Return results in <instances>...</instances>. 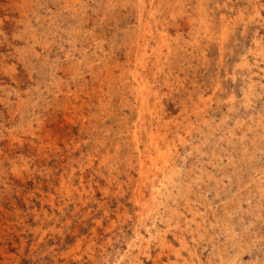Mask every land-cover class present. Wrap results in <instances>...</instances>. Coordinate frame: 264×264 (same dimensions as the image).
Masks as SVG:
<instances>
[{"label": "rangeland", "instance_id": "1", "mask_svg": "<svg viewBox=\"0 0 264 264\" xmlns=\"http://www.w3.org/2000/svg\"><path fill=\"white\" fill-rule=\"evenodd\" d=\"M78 1L80 14L75 15L64 0H0V264H140L138 258L143 264H264V123L259 121L264 120V0H258L259 12L250 0H189L190 11L198 4L206 7L212 32L205 35L180 16L178 29L168 27L176 40L163 66L166 78L154 82L152 103L166 118L154 127L167 132L168 146L161 151L152 147L143 157H149L148 165L160 152L180 160L164 217L156 219V226L167 230L164 249L155 239L146 248L135 231L143 212L136 191L146 179L137 168L142 157L133 165L127 159L131 136L120 139L117 132L123 117L137 119L133 94L114 88L122 72L131 69L130 80L138 66L135 54L129 67L121 51L128 28L138 22L125 11L132 0H113L110 20L95 19L107 0ZM161 11L163 18L171 17L164 5L157 15ZM159 45H147L151 58ZM85 58L94 61L95 77ZM118 58L124 70L116 65ZM78 62L90 80L85 88L68 78V68L76 69ZM61 78L71 82L76 94L56 101L53 88ZM100 137L106 138L108 151L97 143ZM151 137L143 138L149 143ZM185 200L196 215L205 216L202 227ZM180 210L184 215L177 214ZM145 218L152 222L151 216ZM178 224L187 247L179 241ZM132 243L138 247L130 259Z\"/></svg>", "mask_w": 264, "mask_h": 264}, {"label": "bare ground", "instance_id": "2", "mask_svg": "<svg viewBox=\"0 0 264 264\" xmlns=\"http://www.w3.org/2000/svg\"><path fill=\"white\" fill-rule=\"evenodd\" d=\"M66 2V7L68 9V11H70L71 14H75V15H79L80 14V10L77 7V4L80 3L78 0H64ZM106 1V0H105ZM201 1V3L203 4L202 0H198V3ZM217 1V0H216ZM232 1V0H231ZM245 1V0H244ZM253 5L254 8L258 11L260 4L258 0H250ZM261 1V0H260ZM131 3H129L130 6L127 5V3L124 6H128L126 8V12L131 13V15H135V17L138 19V22L133 24L132 27H130V29L128 28L127 30V37L128 40L124 43V55L126 57L127 63L129 65V67L131 66L130 61L133 58V55L135 54V56H137V68L136 70L133 72L132 78L130 80H127L126 78H128L129 76L127 75L128 72H130L131 69H128L125 72H122L124 70V67L126 68V65L124 66V63H122L120 60V58H118V62H116V65H119V67L123 68L122 75H120V79H119V84L114 86L115 90L118 91L119 93H121L122 95L124 94H128V92L132 93L133 96L136 99L137 104L135 103L133 109L136 110L137 112V119L136 121H132V119L127 115L125 117H123V121L120 122L119 118L114 117L113 119H117L120 123L118 124V131L120 132V139H125L128 140V137L131 136V141L129 143V153L127 155V159L129 160V163H131L133 165V162L136 161V159L138 157H142V160L140 161L141 163L138 165V170H140V176L143 179H146V184H143L145 180H142V185L141 187L139 186V188L137 189V193H138V203H141L143 205H141L143 207V212H142V216H141V220L139 225L136 227L135 231L137 233V235L139 236V238L141 240H144L143 244L146 243L145 247L149 248V245L151 243L152 240H157L160 242L161 244V248L164 249L165 245L168 244V238H167V234L166 231L158 228L156 226V219L158 216H160L162 214L163 216V212L165 211L166 208V204H167V198L171 195V193H173V190L171 187L176 185V174H177V167L180 164L179 163V159L176 156L172 157L164 152H160V154L158 156H156L155 158H153V162H151V165H148L147 163V159H149V157L147 159L143 158L146 157L144 154L149 151L150 148L154 147L158 150H162L164 146H168V138L166 136L167 132H159L158 127H154L155 125H159L160 122H166V118L165 116L159 115L157 114L156 110V106H152L153 101L155 99V94H156V87L154 85V82L156 80H158L159 78H163V76L166 78L167 73L166 71H164V64H166L169 60V56L170 54L173 52L172 49V41L173 39L176 40V38H172L170 35V30L168 29L170 24H174L176 25V29H178L179 27V19H177V17L182 18L185 17V24L189 25V26H194V25H199L200 29H203L202 31L205 32V35H209L212 32V28H215L214 24L212 23V20L210 19V17H207V10L206 7H202L201 4H198L199 7H196V9L194 10H189V5H187L188 2H190L189 0H161L160 4L162 3V5H164V11L168 12L171 17L168 18L165 17L163 18L166 14H163L161 11V14L157 15V12H160V9L162 7V5H160L161 7H156L155 3L157 2V0H132L130 1ZM206 2V1H205ZM219 2V1H218ZM118 3V2H117ZM120 3V2H119ZM251 3V4H252ZM64 4V3H63ZM159 4V3H157ZM249 4V3H248ZM104 5V4H103ZM102 5V6H103ZM120 5V4H119ZM246 5V4H245ZM250 5V4H249ZM114 6V1L113 0H107L104 8L101 10H98L95 15V19L96 18H100L103 19L104 18H108V20H110L109 17H113L114 19V15L115 13L113 12L112 14H109L110 12H112V9L115 8ZM205 6V5H204ZM32 7V6H31ZM156 7V8H155ZM209 7V6H208ZM250 7V6H249ZM121 8V7H120ZM216 8V7H215ZM53 9V8H52ZM210 9V8H209ZM242 10V9H241ZM123 11V10H122ZM163 11V12H164ZM247 11V10H246ZM215 12V11H214ZM225 12V11H224ZM255 12V10H254ZM259 12V11H258ZM81 13L83 14V18L86 17L84 10L81 11ZM118 13L120 14V9L118 10ZM123 13V12H122ZM23 14V13H22ZM118 14V16H120ZM209 14V13H208ZM127 15V14H125ZM168 15V14H167ZM219 15V14H218ZM227 15V14H226ZM107 16V17H106ZM124 16V15H123ZM130 16V15H129ZM128 16V17H129ZM215 16V15H214ZM257 16V15H256ZM116 17V16H115ZM213 17V16H212ZM93 20L94 18L91 17ZM119 18V17H116ZM122 18V17H121ZM221 18V17H220ZM224 18V17H222ZM229 18V17H227ZM87 19V18H86ZM131 19V18H130ZM116 20V19H115ZM222 20V19H221ZM87 21V20H86ZM92 21V20H91ZM106 21V20H105ZM130 21V20H129ZM128 21V22H129ZM231 21V20H230ZM93 22V21H92ZM110 22V21H109ZM119 22V21H117ZM127 22V21H126ZM125 22V23H126ZM132 22V21H131ZM243 22V21H242ZM30 23V22H29ZM88 23V21H87ZM94 23V22H93ZM111 23V22H110ZM113 23V22H112ZM220 23V22H219ZM244 23V22H243ZM178 24V25H177ZM96 25V24H95ZM105 25V24H103ZM113 25V24H112ZM123 25V24H122ZM121 25V26H122ZM96 27V26H95ZM129 27V26H128ZM198 27V26H197ZM239 27V26H237ZM113 28V27H112ZM123 28V27H122ZM186 28V27H185ZM93 29V28H92ZM117 29V28H116ZM127 29V28H126ZM190 29V28H189ZM218 29V28H217ZM102 30V28H101ZM114 30V29H113ZM88 32V31H87ZM95 32V31H94ZM97 32V31H96ZM115 32V31H114ZM195 32V31H194ZM116 33V32H115ZM184 33V32H183ZM201 33V31H200ZM102 34V33H101ZM185 34V33H184ZM202 34V33H201ZM217 34V33H216ZM100 35V34H99ZM106 35V34H104ZM107 36V35H106ZM123 36V35H121ZM126 36V35H125ZM91 37V36H90ZM111 37V36H109ZM118 37V36H117ZM126 37V38H127ZM209 37V36H208ZM89 38V37H88ZM97 38V37H96ZM100 38V37H99ZM108 38V37H107ZM113 38V37H112ZM115 39V38H114ZM119 39V38H118ZM184 39V38H183ZM96 41V40H95ZM97 41H99V39L97 38ZM119 41V40H118ZM159 42V46L154 49L153 53V57L151 58V56L149 54H147V45L151 44L152 42ZM103 42V41H102ZM120 42V41H119ZM178 42V41H177ZM175 43V42H174ZM196 43V42H195ZM99 44V43H98ZM92 45V44H90ZM101 45V44H99ZM98 45V46H99ZM122 45V44H121ZM114 46V45H113ZM118 46V45H117ZM90 47V46H89ZM96 47V46H95ZM121 47V46H120ZM152 47V46H151ZM150 47V48H151ZM154 47V46H153ZM206 47V46H205ZM210 47V46H209ZM221 47V46H220ZM167 48V52H165V49ZM185 48V47H184ZM95 49V48H94ZM90 50V49H89ZM93 50V49H92ZM141 50V51H140ZM181 50V47H180ZM106 51V50H105ZM147 51V52H146ZM191 51V50H190ZM83 52L85 54H87L84 50ZM97 52V51H96ZM110 51H108L109 53ZM192 52V51H191ZM222 52V51H221ZM115 53V52H114ZM184 53V52H183ZM182 53V54H183ZM261 53V52H260ZM117 54V53H116ZM189 54V53H188ZM44 55V54H43ZM149 55V56H148ZM105 56V55H104ZM101 57V56H98ZM122 58V57H121ZM180 58V57H179ZM86 59V58H85ZM95 59V58H94ZM111 59V57H110ZM113 59V58H112ZM135 59V58H134ZM177 59V58H176ZM182 59V58H181ZM106 60V59H105ZM116 60V61H117ZM242 61V60H241ZM247 61V59H246ZM100 62V61H99ZM98 62V63H99ZM126 62V61H124ZM244 62V61H243ZM103 63V62H102ZM207 63V62H206ZM82 64V63H81ZM85 64H87L88 66V70L91 71L92 76L95 77V72H94V68H95V64L94 61H88L87 59L85 60ZM168 64V63H167ZM70 65V64H69ZM80 65V62H78L77 66ZM100 65V64H99ZM107 65V64H106ZM112 65V64H111ZM242 65V64H241ZM246 66V65H245ZM78 66L76 69H69L67 70L68 78H72L74 80V85L78 86L80 88H85L88 83H90V80L88 81V78L85 76L84 71H82L81 69L79 70ZM105 67V66H104ZM110 67V65H109ZM105 68L108 71L109 75H113V68ZM114 67V66H113ZM174 67V66H173ZM250 67V66H249ZM101 68V67H100ZM74 70V71H73ZM133 70V69H132ZM106 71V73H107ZM179 71V69H178ZM181 71V70H180ZM87 72V71H86ZM85 72V73H86ZM89 72V71H88ZM132 72V71H131ZM252 72V71H251ZM115 73V72H114ZM90 74V75H91ZM132 74V73H131ZM115 75V74H114ZM59 76V75H58ZM66 76V75H65ZM91 76V77H92ZM117 76V75H116ZM115 76V77H116ZM179 76V75H178ZM60 77V76H59ZM98 77V76H97ZM235 77V76H234ZM66 78V77H65ZM108 78V77H107ZM110 78V77H109ZM119 78V77H118ZM117 78V80H118ZM91 79V78H90ZM98 79V78H97ZM104 79V78H103ZM106 79V78H105ZM61 80L59 82V84H57L54 88H53V98L56 101H59V96L62 95L63 98H67L66 96L69 93H74L76 94L75 90L73 89L71 82H63L65 81L62 78L59 79ZM95 80V79H94ZM110 80V79H109ZM96 81V80H95ZM106 81V80H105ZM161 81V80H160ZM168 81V80H167ZM180 81V80H179ZM157 82V81H156ZM116 83V82H115ZM255 83V82H254ZM117 84V83H116ZM53 85V84H52ZM253 85V84H252ZM101 86V85H99ZM255 86V85H254ZM220 87V86H219ZM217 87V88H219ZM100 88V87H99ZM216 88V89H217ZM102 89V88H101ZM191 89V88H190ZM194 89V88H193ZM192 89V90H193ZM200 89V88H199ZM104 90V89H103ZM115 90L113 91L115 93ZM84 91V90H83ZM253 91V90H252ZM181 92V91H180ZM183 92V91H182ZM179 93V92H178ZM73 94V95H74ZM192 95V93H190ZM198 94V93H197ZM202 94V93H201ZM75 96V95H74ZM180 96V94H179ZM184 96V95H183ZM182 96V97H183ZM198 96V95H197ZM202 96V95H201ZM121 97V96H120ZM232 97V96H231ZM70 98V97H69ZM92 98V97H91ZM95 98V97H94ZM123 98V97H122ZM201 99V98H200ZM205 99V98H204ZM208 99V98H207ZM206 99V100H207ZM53 100V99H52ZM62 100V99H61ZM93 100V98H92ZM98 100V99H97ZM96 100V101H97ZM101 100V99H100ZM203 100V99H202ZM246 100V99H245ZM250 100V99H249ZM248 100L246 105L250 104V101ZM65 101V100H64ZM95 100H93L92 102H94ZM124 101V100H123ZM132 100H130L131 102ZM234 101V100H232ZM66 102V101H65ZM122 102V101H121ZM207 102V101H206ZM246 102V101H245ZM127 103V102H126ZM155 103V102H154ZM180 103V102H179ZM234 103V102H233ZM124 104V103H123ZM203 104V103H202ZM60 105V103H59ZM88 105V104H87ZM131 105V104H130ZM204 105V104H203ZM123 106V105H122ZM121 106V107H122ZM128 106V105H127ZM126 106V107H127ZM132 106V105H131ZM198 106V104H197ZM68 107V106H67ZM129 107V106H128ZM199 107V106H198ZM203 107V106H202ZM235 107V106H234ZM76 108V107H75ZM160 108V107H159ZM168 108V107H166ZM165 108V109H166ZM212 108V107H211ZM207 109V108H206ZM198 110V108H197ZM230 110V109H229ZM236 110V109H235ZM93 111V110H92ZM91 111V112H92ZM159 111V110H158ZM162 111V110H161ZM260 111V110H259ZM76 112V111H75ZM123 112V111H122ZM261 112V111H260ZM77 113V112H76ZM89 113V111H88ZM87 113V115H88ZM114 113V112H113ZM120 113V112H119ZM168 113V112H167ZM189 113V112H188ZM199 113V112H198ZM93 114V113H91ZM111 114V113H110ZM253 114V113H252ZM65 115V114H64ZM133 115V114H132ZM135 115V114H134ZM165 115V114H164ZM224 115V114H223ZM251 115V114H250ZM108 116V114H107ZM111 116V115H110ZM113 116V115H112ZM116 116V115H115ZM136 116V115H135ZM181 116V115H180ZM205 116V115H204ZM59 117V116H58ZM68 117V116H66ZM99 117V114H98ZM168 117V116H167ZM203 117V116H202ZM241 117V116H240ZM243 117V116H242ZM51 118V117H50ZM177 118V116H176ZM194 118V117H193ZM204 118V117H203ZM209 118V117H208ZM223 118V117H222ZM258 118V117H257ZM93 119V118H92ZM100 119V118H99ZM171 119V118H170ZM169 119V120H170ZM182 119V118H180ZM178 119V120H180ZM189 119V118H188ZM198 119V118H197ZM243 119V118H242ZM39 120V119H38ZM172 120V119H171ZM176 120V119H175ZM185 120V119H184ZM239 120V118H238ZM53 121V120H52ZM90 121V120H89ZM88 121V122H89ZM102 121V120H101ZM224 121V120H223ZM247 121V120H246ZM259 121H263L264 120H259ZM39 122V121H38ZM55 122V121H54ZM59 122V121H58ZM64 122V121H63ZM70 122V121H69ZM83 122V121H82ZM93 121H91L92 123ZM187 122V121H186ZM206 122V121H205ZM228 122V121H227ZM241 122V121H240ZM42 123V122H41ZM74 123V122H73ZM90 123V124H91ZM94 123V122H93ZM105 123V121L103 122ZM122 123V124H121ZM168 123V122H167ZM184 123V122H182ZM194 123V122H193ZM225 123V122H224ZM237 123V122H236ZM253 123V122H252ZM21 124V123H20ZM61 124H63L61 122ZM70 124V123H69ZM79 124V123H78ZM82 124V123H81ZM86 124V123H84ZM102 124V123H101ZM115 124V123H114ZM134 124V125H133ZM92 125V124H91ZM90 125V126H91ZM97 125V124H96ZM107 125V124H106ZM182 125V124H181ZM184 125V124H183ZM223 125V124H221ZM242 125V124H241ZM33 126V125H32ZM32 126H30V128H32ZM88 126V125H87ZM87 126L85 128H87ZM164 126V125H163ZM170 126V125H169ZM175 126V124H174ZM180 126V125H179ZM188 126V125H187ZM192 126V125H190ZM224 126V125H223ZM226 126V125H225ZM244 126V125H242ZM64 127V126H63ZM102 127V126H101ZM104 127V126H103ZM114 127V126H112ZM166 127V126H165ZM171 127V126H170ZM182 127V126H181ZM185 127V126H184ZM221 127V126H220ZM241 127V126H240ZM69 128V127H68ZM84 128V129H85ZM99 128V127H97ZM96 128V129H97ZM160 130L162 129V127H159ZM169 128V127H166ZM165 128V129H166ZM176 128V127H175ZM190 128V127H189ZM224 128V127H223ZM226 128V127H225ZM106 129H109L106 127ZM164 129V128H163ZM173 129V128H172ZM179 129V128H178ZM177 129V130H178ZM227 129V128H226ZM239 129V126H238ZM94 130V129H93ZM240 130V129H239ZM32 131V130H31ZM35 131V130H33ZM85 131V130H84ZM167 131V130H166ZM173 131V130H172ZM175 131V130H174ZM179 131V130H178ZM191 131V130H190ZM200 131V130H199ZM225 130H223L224 132ZM60 132V131H59ZM83 132V131H82ZM159 132V133H158ZM169 132V131H168ZM184 132V130H183ZM221 132V131H220ZM235 132V131H234ZM157 133V134H156ZM170 133V132H169ZM190 133V132H188ZM238 133V132H237ZM245 133V132H244ZM251 133V132H250ZM261 133V132H259ZM68 134V133H67ZM104 134V133H103ZM116 134V133H115ZM224 134V133H223ZM191 135V134H190ZM222 135V134H220ZM239 135V134H238ZM246 134H244L245 136ZM252 135V134H251ZM99 136V135H98ZM118 136V135H116ZM115 136V137H116ZM145 136V138L148 136H152L151 138H153V140H151V142L149 141V143L146 142V139L143 138ZM179 136V135H178ZM187 136V135H186ZM228 136V135H227ZM172 137V136H170ZM189 137V136H188ZM234 137V136H233ZM117 138V137H116ZM150 138V139H151ZM180 138H182L180 136ZM184 138V137H183ZM221 138V137H220ZM239 138V137H238ZM249 138V137H248ZM129 139V140H130ZM149 139V140H150ZM179 140V139H178ZM185 140V139H184ZM183 140V141H184ZM247 140V139H245ZM207 141V140H205ZM241 141V140H240ZM118 143V141H116ZM244 142V140H243ZM97 143H99V145L101 146V148H106L105 150L108 151V147L105 146L106 144V138L103 137V139H101V137L98 139ZM147 143V144H146ZM232 143V142H231ZM234 143V142H233ZM115 143H113L114 145ZM186 144V143H185ZM223 144V143H222ZM245 144V143H244ZM34 145V144H33ZM123 145V144H122ZM115 146V145H114ZM118 146V144H117ZM216 146V145H215ZM223 146V145H222ZM229 146V145H228ZM232 146V145H231ZM170 147V145H169ZM173 147V146H172ZM243 147V146H242ZM99 148V149H101ZM121 149V148H120ZM166 149V148H164ZM172 149V148H171ZM217 149V148H216ZM238 149V148H237ZM110 150V149H109ZM178 150V149H177ZM222 150V149H221ZM224 150V149H223ZM241 150V149H240ZM99 151H103V150H99ZM123 151V150H122ZM200 151V150H199ZM231 151V150H230ZM116 152V151H115ZM177 151H175L176 153ZM233 152V151H232ZM109 153V152H108ZM171 153V152H170ZM174 153V152H173ZM179 150H178V157H179ZM216 153V152H215ZM226 153V152H225ZM239 153V152H238ZM242 153V152H241ZM243 154V153H242ZM237 155V154H236ZM203 156V155H201ZM223 156V155H222ZM64 157V156H63ZM229 157V156H228ZM244 157V156H243ZM181 158V157H180ZM213 158V156H212ZM224 159V157H223ZM223 162V161H222ZM228 162V161H226ZM203 163V162H202ZM211 163V162H210ZM225 163V162H224ZM234 163V162H233ZM227 164V163H226ZM244 164V163H243ZM204 165V164H203ZM219 165V164H218ZM231 165V164H230ZM229 165V166H230ZM241 165V164H240ZM217 166V165H216ZM220 166V165H219ZM236 167V166H235ZM192 169V168H191ZM258 169H256L257 171ZM194 171V170H193ZM237 171V170H236ZM221 172V171H220ZM256 173V172H255ZM189 174V173H188ZM206 174V172H205ZM209 174V173H208ZM223 174V173H222ZM134 174H131V181L134 180ZM225 175V174H224ZM256 175V174H255ZM215 176V175H214ZM234 176V175H233ZM199 177V176H197ZM209 177V176H208ZM228 177V176H227ZM242 177V176H241ZM191 178V177H190ZM193 178V177H192ZM191 178V180H192ZM225 178V177H224ZM194 179V178H193ZM199 179V178H198ZM235 179V178H234ZM240 179V178H239ZM251 179V178H250ZM256 179V178H255ZM182 180V179H181ZM215 180V179H214ZM225 180V179H224ZM190 181V180H189ZM204 181V180H203ZM187 182V181H186ZM223 182V181H222ZM221 182V183H222ZM241 182V181H240ZM180 183V181H179ZM189 183V182H188ZM193 183V182H192ZM218 183V182H217ZM231 183V182H230ZM242 183V182H241ZM251 183V182H250ZM261 183V182H260ZM52 184V183H51ZM191 184V183H190ZM246 184V183H245ZM258 184V183H257ZM66 185V184H64ZM82 185V184H81ZM186 185V184H185ZM210 185V184H209ZM241 185V184H240ZM193 185H191L192 187ZM206 186V185H205ZM228 187V186H227ZM231 187V185H230ZM186 188V187H185ZM190 188V187H189ZM199 188V187H198ZM216 188V187H215ZM245 189V188H244ZM123 190V189H122ZM180 190V189H179ZM188 190V189H187ZM191 190V189H189ZM184 191V190H183ZM82 192V191H81ZM147 192H149V194L146 196ZM194 192V191H193ZM200 192V191H199ZM201 193V192H200ZM185 194V193H184ZM219 194V193H218ZM181 195V194H180ZM195 195V194H194ZM201 195V194H200ZM174 198V197H173ZM187 198V197H186ZM194 200V198H193ZM180 201V200H179ZM182 201V200H181ZM186 201V200H185ZM240 202V201H239ZM238 202V203H239ZM185 203V202H184ZM188 204V205H187ZM184 205L189 206L191 212H193V218L196 222L197 227H202L203 226V221H206V218L204 215H200L201 220H198L196 217L199 215H196V211H195V207H192V203H189L186 201V203ZM204 205V204H203ZM212 205V204H210ZM224 206L226 205V203L223 204ZM240 205V204H239ZM196 206V205H195ZM209 206V205H208ZM150 208V210L148 209ZM212 208V207H211ZM227 208V207H226ZM178 209V208H177ZM172 210V209H171ZM183 210V209H182ZM188 210V209H187ZM216 210V208H215ZM149 211V213H148ZM177 211V210H176ZM198 212V211H197ZM205 212V211H204ZM155 214L156 217H155ZM171 214V213H170ZM169 214V215H170ZM177 214L179 215H184L183 211L180 210V212H178ZM261 215V214H260ZM151 216V223H148L147 221H145V217H150ZM217 216V215H216ZM164 217V216H163ZM184 217V216H183ZM178 218V217H177ZM259 218V217H258ZM169 219V218H168ZM172 220V219H171ZM179 220V219H178ZM190 220V219H189ZM167 221V220H166ZM165 221V223H166ZM169 221V220H168ZM183 221V220H182ZM168 225V224H167ZM108 226V225H107ZM179 234H178V238L180 239L179 241H181L185 246L188 245L187 241L185 239L184 236V228L182 229V226L179 225ZM161 227V226H160ZM142 229H145V231L148 234V237L146 238V236L142 233ZM172 229V228H171ZM233 230V229H232ZM170 232V231H169ZM237 238V237H236ZM134 240V239H133ZM142 244V245H143ZM137 243H132L129 246V251L130 253L128 254L130 259H133L134 256L132 255V252H134L135 247L137 246ZM138 247V246H137ZM187 247V246H186ZM142 249L143 253L145 254V252H147L146 249H144V245L141 247V245H139V249ZM144 249V250H143ZM188 250L190 251V254L192 257H194L196 255L195 251L193 249H190V247H188ZM141 251V250H140ZM149 251V250H148ZM170 251V250H169ZM142 253V252H141ZM134 254V253H133ZM149 254V253H148ZM162 254V253H161ZM160 254V255H161ZM135 255V254H134ZM150 255V254H149ZM142 258V257H141ZM137 260H139L140 264H143V262L141 261L140 258H138ZM138 261H134L133 264H137ZM193 264H197V263H193Z\"/></svg>", "mask_w": 264, "mask_h": 264}]
</instances>
